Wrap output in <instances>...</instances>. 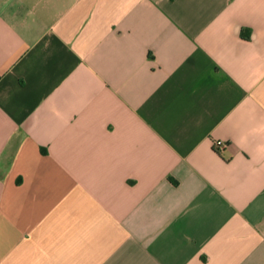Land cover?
Instances as JSON below:
<instances>
[{
	"label": "crops",
	"instance_id": "obj_1",
	"mask_svg": "<svg viewBox=\"0 0 264 264\" xmlns=\"http://www.w3.org/2000/svg\"><path fill=\"white\" fill-rule=\"evenodd\" d=\"M0 264H264V0H0Z\"/></svg>",
	"mask_w": 264,
	"mask_h": 264
},
{
	"label": "trees",
	"instance_id": "obj_2",
	"mask_svg": "<svg viewBox=\"0 0 264 264\" xmlns=\"http://www.w3.org/2000/svg\"><path fill=\"white\" fill-rule=\"evenodd\" d=\"M214 149L218 150L219 149V145H217L216 143L214 144Z\"/></svg>",
	"mask_w": 264,
	"mask_h": 264
},
{
	"label": "built area",
	"instance_id": "obj_3",
	"mask_svg": "<svg viewBox=\"0 0 264 264\" xmlns=\"http://www.w3.org/2000/svg\"><path fill=\"white\" fill-rule=\"evenodd\" d=\"M217 145H219V144L217 143Z\"/></svg>",
	"mask_w": 264,
	"mask_h": 264
}]
</instances>
